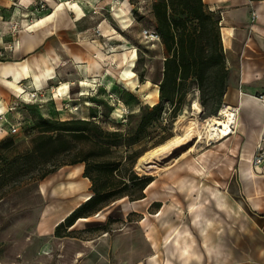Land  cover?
Listing matches in <instances>:
<instances>
[{"label": "crops", "instance_id": "crops-1", "mask_svg": "<svg viewBox=\"0 0 264 264\" xmlns=\"http://www.w3.org/2000/svg\"><path fill=\"white\" fill-rule=\"evenodd\" d=\"M43 1L47 9L40 12L37 0H0V47L13 45L0 57L2 136L13 126L10 120L20 116L15 96L22 89L42 88L41 96L47 98L45 115L51 118H57V107L66 102L98 104L97 96L87 95L91 83H106L109 68L101 64L113 59V50L128 47L118 41L110 46L111 51L105 49L107 40L113 38L112 27L106 18L94 21L92 14V8L105 0ZM203 2L220 16L228 71L222 101L238 109L236 131L220 142L219 154L204 152L195 160H182L166 173L153 176L142 197L118 199L125 205L120 219L126 221L131 215L149 248L130 264H264V163L257 168L250 164L257 143L264 138V102L259 98L264 95V0ZM13 24L17 25L14 34ZM132 88L137 89V83ZM58 89L62 91L55 99ZM83 109L80 118L98 111L97 105ZM5 124L10 125L8 131L3 129ZM64 167L75 170L90 188L83 177V164ZM85 197L62 213L44 210L40 227L45 232L41 234H54L55 227ZM94 216L79 218L67 231L80 238V231ZM80 241L87 248L80 262H104L105 256L98 259L95 254L99 244L89 245L94 243L89 238ZM111 246L115 247L113 241Z\"/></svg>", "mask_w": 264, "mask_h": 264}, {"label": "rangeland", "instance_id": "rangeland-1", "mask_svg": "<svg viewBox=\"0 0 264 264\" xmlns=\"http://www.w3.org/2000/svg\"><path fill=\"white\" fill-rule=\"evenodd\" d=\"M153 1L105 0L104 4L92 8V14L95 16L94 21L106 18L113 30V38L107 40L105 49L111 51L110 46L114 44L113 42L119 41L127 44L128 47L123 46V48H129L127 61L130 59V50H136L137 58L133 69L137 76V89L132 88L134 83H131L135 77L130 78L129 81L121 78L120 67L124 65V61L122 64L119 57L121 49L113 50L110 53L113 54V59L106 60L104 64H101L103 68H109L105 74L106 83L92 82V87L89 86L91 88L87 92V95L91 93L93 96H97L95 98L100 99L98 104L77 102L75 105H78V110L69 112L68 108H65L66 102L59 105V108L57 107L58 119L66 120L73 114V117L83 116V108L97 105L99 116L102 115V118L96 120L102 128L108 131L119 128L121 133H125L129 127L137 125L140 107L153 105L148 101L147 95L161 79L165 56V50L160 40H150L143 34L144 30L154 31L153 17L150 11ZM110 80L111 83H109ZM30 91L15 96L21 106V111L20 116L15 115L10 122L17 128L16 131L8 132L3 136L1 131L0 134V140L12 137L21 149L30 147L29 133L33 121L46 116L43 107L47 101L46 96L39 95L37 99H29L27 93ZM59 91L61 93L62 90L59 89ZM158 101L159 97L156 98L154 104ZM195 102L202 103L204 109L202 107L201 113L193 115L192 109ZM67 104L69 105V103ZM219 104L221 103L218 91L214 87L213 74H211L209 83L202 92L198 91L195 84H190L185 103L176 116L171 117L168 113L169 107L165 105V112L158 122L147 128L145 138L131 147H121L119 151L124 155L132 153L134 158L144 149L147 150L153 143L182 133L190 121L195 118L198 119L202 131H204L205 120L208 116L212 115L217 108L218 115L219 110L223 107ZM181 116L183 117L181 118ZM101 119H103L102 123L99 122ZM9 127V124H5L3 129L8 131ZM220 142L205 140L198 144L195 152H184L185 154L177 155L174 161L157 173L154 167L148 170L139 169L136 166L137 162L134 163L133 169L139 177L162 175L177 166L182 160H195L204 152L213 156L219 154ZM191 144L194 145L191 142L185 149L190 148ZM44 165V161L31 160L17 170L16 177L8 179L0 186V264H86V262H80V258L87 256V248L82 246L80 240L87 238L91 239L90 243L94 240V243L89 245L99 244L95 254L98 259L105 256L102 264H130L136 258L139 259L149 252V248L144 242L141 232L135 226L131 215L126 217V221L120 219L123 217L125 205L120 204L118 200L101 209L100 215L101 212L107 213L104 218L96 216V213L92 218V223L80 231V238H77L74 232L66 233L64 228L59 231L60 237L53 236L52 232L42 235L41 233L45 231L40 227V218L44 210L47 209L53 213L65 212L73 208L77 202H82L83 198L90 193L87 189V180L80 176L77 177L76 171H72L71 167H61L45 179L39 180L38 177L45 170ZM128 167V165L120 167L121 174H127ZM125 193L138 195L139 190L130 188ZM124 199L129 200L128 197H124ZM107 233L109 234L106 240H102V235ZM111 241L115 247L111 246ZM112 248L116 249L112 250ZM77 253L80 254L78 260L75 257Z\"/></svg>", "mask_w": 264, "mask_h": 264}, {"label": "trees", "instance_id": "trees-1", "mask_svg": "<svg viewBox=\"0 0 264 264\" xmlns=\"http://www.w3.org/2000/svg\"><path fill=\"white\" fill-rule=\"evenodd\" d=\"M150 9L153 29L164 47L165 56L158 83L159 101L140 107L136 126L129 127L125 133L119 128L108 131L98 125L96 119L102 118L99 111L89 118L60 120L45 116L33 121L29 148L21 149L12 137L0 140V186L16 177L17 170L31 160L44 161L45 170L39 180L61 167L83 164V177L90 182V198L55 227L53 236L60 237L62 228L71 233L67 229L76 220L95 215L111 202L124 197L129 201L142 197L143 189L153 176L139 177L133 169L134 163L144 152L166 140L153 143L134 158L132 153L124 155L119 149L143 140L147 128L158 122L165 112V105L169 107V115L176 116L185 103L190 84H195L202 92L213 74L219 105L224 104L228 71L219 14L210 11L203 0H154ZM217 109L213 115L217 114ZM127 165V174H121L120 167ZM130 188L138 189L139 194L125 193Z\"/></svg>", "mask_w": 264, "mask_h": 264}, {"label": "bare ground", "instance_id": "bare-ground-1", "mask_svg": "<svg viewBox=\"0 0 264 264\" xmlns=\"http://www.w3.org/2000/svg\"><path fill=\"white\" fill-rule=\"evenodd\" d=\"M129 48H122L119 57L121 60V63L123 62L124 65L120 67L121 72V78L123 80H130L134 78V81L132 80L131 83H137V76L134 72V64L135 59L137 58L136 50L131 49L130 50V59L127 61V50ZM116 52V51H114ZM122 63V64H123ZM83 66V65H82ZM111 83V80L109 81ZM25 90L22 89L18 92V94L24 93ZM61 93L58 90H55V96H59ZM159 95V87L158 85H155L153 89H151L148 92V101L151 104H154V101ZM228 104H225L221 109L219 114H212L208 116V118L205 120L206 128L204 131H202V128L199 125L198 119L195 118L190 121V124L184 128V131L179 134H175V136H172L162 144L144 152L142 155H140L136 160V166L141 170H148L151 167H154L155 172L157 173L160 170H164L169 163L175 160L177 155H181L184 152L185 153H193L196 151L198 144L203 143L205 140H216L222 141L230 132V127L235 126L236 124V114L233 112V110L228 107ZM193 115L201 113L203 111L201 105L198 102L194 103L193 106ZM238 111V109H237ZM183 116H181L182 118ZM207 117V116H206ZM227 138V137H226ZM194 143V145L190 146V148L185 149L187 145L190 143ZM184 153V154H185ZM152 183V182H151ZM90 196H86L85 199H89ZM100 213H98L96 216H99ZM77 257H80V254H78Z\"/></svg>", "mask_w": 264, "mask_h": 264}, {"label": "built area", "instance_id": "built-area-1", "mask_svg": "<svg viewBox=\"0 0 264 264\" xmlns=\"http://www.w3.org/2000/svg\"><path fill=\"white\" fill-rule=\"evenodd\" d=\"M14 3H18L19 0H11ZM36 6H37V10L42 12V11H46L47 6L45 4V2L43 0H37L36 2ZM253 17H255V14H252ZM98 31V28L96 29ZM96 31V32H97ZM15 32H17V25L13 24L11 26V33L14 34ZM143 34L145 37H147L150 40H159V37L157 35V33H155V31H149V30H144ZM13 49V45H9V46H4V47H0V57L3 56L4 52L7 50H12ZM41 91H43L42 88H37V89H33L30 92L27 93V97L33 98V99H37V97L40 95L41 96ZM22 94V93H21ZM82 95V94H81ZM259 98L264 102V95H260ZM86 104V102H85ZM222 106H224L222 104ZM228 107H230L233 112H235L236 116H237V107L231 106L229 105ZM65 108H68L69 112H75L78 110V105H68L67 103L65 104ZM220 111V110H219ZM219 113V112H218ZM16 127L13 125L10 127L9 132L10 133H14L16 131ZM236 131V126H231L230 127V133L226 136L228 137L229 135L234 134ZM264 163V138L260 139V141L257 143L256 145V149L255 152L250 160V164L251 166H253L254 168L259 167L261 164Z\"/></svg>", "mask_w": 264, "mask_h": 264}]
</instances>
